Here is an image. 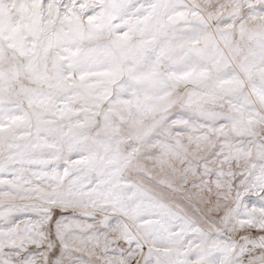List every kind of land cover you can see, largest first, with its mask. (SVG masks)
I'll return each instance as SVG.
<instances>
[{
    "label": "snow or ice",
    "instance_id": "obj_1",
    "mask_svg": "<svg viewBox=\"0 0 264 264\" xmlns=\"http://www.w3.org/2000/svg\"><path fill=\"white\" fill-rule=\"evenodd\" d=\"M0 264H264V0H0Z\"/></svg>",
    "mask_w": 264,
    "mask_h": 264
}]
</instances>
